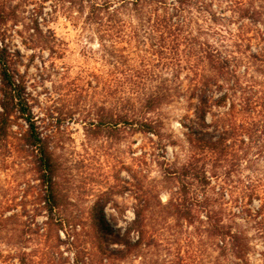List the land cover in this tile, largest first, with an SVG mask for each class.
<instances>
[{
  "label": "rangeland",
  "instance_id": "374dc122",
  "mask_svg": "<svg viewBox=\"0 0 264 264\" xmlns=\"http://www.w3.org/2000/svg\"><path fill=\"white\" fill-rule=\"evenodd\" d=\"M231 1L199 0L194 13L197 16L196 9L201 8L204 26L215 14L213 28L224 36L217 42L219 35L214 33L211 39L223 55L231 54L246 94L257 93L264 104V0H252L250 18L234 12ZM62 2L0 0V110L11 76L20 85L16 96L26 104L40 132L49 136L61 203L53 213L44 207L34 157L22 150L17 137L27 123L14 113L11 135L0 142V216L19 217L6 222L0 248L18 246L19 241L10 240V235L23 229V221L45 227L51 214L55 222L75 220L89 228L102 205L108 220L123 232L134 218L137 198L146 191L154 209L145 244L122 264H264V116L257 117L261 126L253 138L231 137L230 148L208 161L205 183L180 175L190 154L180 123L186 114L183 103L164 106L162 139L129 127L112 134L94 130L91 122L107 110H116L117 100L106 99L105 85L98 77L104 74L101 60L99 54L90 53L97 43L91 44L68 21ZM48 29L54 30L57 39L45 45L40 30L46 34ZM223 110L214 109L216 113ZM206 130L220 134L214 126ZM169 167L177 173L168 175ZM183 182L189 184L188 197L193 202L187 203L192 208L187 219L159 206L160 201L166 205L177 200ZM196 197L208 199L206 210L198 206ZM209 215L242 235L248 248L243 261L227 253L220 257L223 253L211 237ZM53 227L55 240L62 226ZM67 228L59 231L64 240ZM27 246L36 247V243ZM61 249L72 258L66 242Z\"/></svg>",
  "mask_w": 264,
  "mask_h": 264
},
{
  "label": "trees",
  "instance_id": "16d2710c",
  "mask_svg": "<svg viewBox=\"0 0 264 264\" xmlns=\"http://www.w3.org/2000/svg\"><path fill=\"white\" fill-rule=\"evenodd\" d=\"M63 11L71 24L86 35L87 40L97 48L90 53L99 54L104 74L98 77L105 85L106 99L117 100L116 110L98 114L99 119L91 122L96 131L109 134L127 127L136 132L152 134L163 138L165 119L164 106L172 102L185 104L186 114L181 126L189 144V156L183 164L180 175L207 182L208 161L217 158L232 145L230 138L236 135L253 138L264 116V107L257 93L247 95L241 85L236 65H232L231 54L223 55L211 39L219 35L215 31L214 17L204 26L199 0H62ZM252 0H232L230 7L241 17L250 18ZM207 22V21H206ZM41 32L45 45L57 39L56 33L48 29ZM93 46V45H92ZM54 49V45H53ZM237 59V58H236ZM8 72V71H6ZM11 85L4 92L0 110V142H6L11 135L12 117L18 113L27 127L20 132L18 140L22 150L35 160V173L40 180L44 207L54 212L61 205L56 188L57 163L49 136H44L26 104L22 105L16 92L19 84L10 79ZM254 86L250 87L253 89ZM224 108L216 113L214 109ZM105 109V108H103ZM209 116L211 120L209 121ZM246 116L245 122L238 119ZM216 118V119H215ZM219 136L209 133L213 127ZM245 141V140H244ZM167 174H176L166 168ZM189 184L183 182L178 199L159 206L166 212L176 211L181 218L190 216L193 204L188 197ZM145 191L133 206L134 218L123 232L116 230L100 206L92 217L89 228L77 221L63 218L53 221L50 215L46 226L23 221V229L10 235L19 241L11 250L0 248V264H122L144 240L150 226V212L154 205ZM198 206L207 209L208 199L196 197ZM212 212V210H211ZM17 214L0 216V233H4L6 222L18 218ZM210 234L222 255H230L238 262L247 255V243L241 234L220 220L208 216ZM53 225H61L53 239ZM66 225V240L61 238L60 229ZM80 225V227H78ZM136 234V237L133 235ZM35 242L36 247L27 244ZM72 250V258L62 250L63 243ZM38 243V244H37ZM70 259V260H69ZM234 264H238L233 262Z\"/></svg>",
  "mask_w": 264,
  "mask_h": 264
}]
</instances>
